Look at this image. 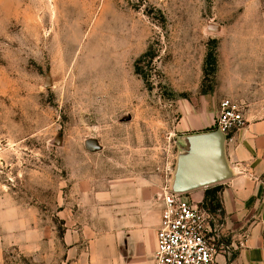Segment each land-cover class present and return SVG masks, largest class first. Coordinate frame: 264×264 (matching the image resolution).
<instances>
[{"label":"rangeland","instance_id":"obj_1","mask_svg":"<svg viewBox=\"0 0 264 264\" xmlns=\"http://www.w3.org/2000/svg\"><path fill=\"white\" fill-rule=\"evenodd\" d=\"M219 1L0 0V264H69V228L95 229L93 215L135 203L157 207L177 136L202 131L182 125L186 108L192 116L200 106L194 117L206 113L216 126L223 97L201 93L211 41L217 79L238 77L249 89L242 111L264 103V45H253L254 60L238 41L264 43V0L247 30L233 28L245 5L229 12ZM37 226L43 244L26 253L18 242ZM224 240L229 264L226 231Z\"/></svg>","mask_w":264,"mask_h":264},{"label":"crops","instance_id":"obj_2","mask_svg":"<svg viewBox=\"0 0 264 264\" xmlns=\"http://www.w3.org/2000/svg\"><path fill=\"white\" fill-rule=\"evenodd\" d=\"M235 1L237 0L219 2L224 8L229 9V12H233ZM238 1H241L238 2L239 4L245 5L244 21L234 22L233 28L251 29L252 21L251 19L248 21L247 17L251 16L256 7L258 8L261 0ZM249 23L251 26H248ZM208 26L222 28L215 23H210ZM238 41L244 42V47H249L245 50L252 58L253 45H264L261 39L258 41L252 36ZM188 53L191 52L187 51ZM253 59L259 60V58ZM243 82L238 77H231L229 83L223 85L219 76L215 96L230 98L236 102L240 99L245 102L242 96H248L249 89ZM248 101L250 100L247 99ZM201 111L200 106L194 107L191 109L193 114L191 116L186 108L184 118L186 122L182 125H191L201 130L208 129L214 120L212 117H207L206 113H202L203 118L199 119L201 117L197 114ZM194 112L197 113L195 117ZM243 115L244 125L230 134L226 144L229 162L239 173L232 179L220 183L223 185L220 199L223 207L224 231L230 234L232 246L235 248V255L230 259L229 264H264V103H248ZM186 197L194 201L204 199L203 194L198 196L193 191L186 193ZM135 204L133 210L122 207L121 213L93 215L91 221L94 222L95 229L73 233L69 228L61 241L62 246H67L65 252L69 264L72 262L74 264H156L155 251L162 222L163 195L156 208L150 209L144 203ZM35 230L32 233L34 235L22 237L18 242L21 250L26 253H32L43 244V239L40 240L41 235L43 236L42 231L38 226ZM55 239L57 236L53 232L51 241L56 249L55 254H58L61 248L59 243L56 244ZM78 253H81L79 259L76 258ZM219 264H228L226 255L219 257Z\"/></svg>","mask_w":264,"mask_h":264},{"label":"built area","instance_id":"obj_3","mask_svg":"<svg viewBox=\"0 0 264 264\" xmlns=\"http://www.w3.org/2000/svg\"><path fill=\"white\" fill-rule=\"evenodd\" d=\"M242 105L230 98L220 101L216 126L230 135L242 127ZM162 222L158 231L156 264H219L226 254L222 210L212 211L204 199L194 201L186 193L167 187L163 194Z\"/></svg>","mask_w":264,"mask_h":264},{"label":"water","instance_id":"obj_4","mask_svg":"<svg viewBox=\"0 0 264 264\" xmlns=\"http://www.w3.org/2000/svg\"><path fill=\"white\" fill-rule=\"evenodd\" d=\"M46 86H51L50 75L47 76ZM228 138V134L219 127L178 135L176 163L168 179L169 190L189 193L235 177L239 171L229 162L226 150ZM87 148L97 151L100 146L95 141H89Z\"/></svg>","mask_w":264,"mask_h":264},{"label":"trees","instance_id":"obj_5","mask_svg":"<svg viewBox=\"0 0 264 264\" xmlns=\"http://www.w3.org/2000/svg\"><path fill=\"white\" fill-rule=\"evenodd\" d=\"M216 43H217L216 40H213L208 44V51L204 59V67H203L204 76H203V81H202V91H201L202 94H208V93L213 94L216 90V86L218 82L217 72L219 68ZM147 55H148V52H146L142 56V58H140L137 61V63ZM136 72L138 73V71ZM144 79L145 80L147 79L146 76H144ZM215 128H217V126H211L207 130H212ZM228 137H230V135H228ZM222 189H223V185L219 183V184L207 187V189L205 190L204 203L212 211L221 209L223 212V207H222L221 199H220V193Z\"/></svg>","mask_w":264,"mask_h":264}]
</instances>
